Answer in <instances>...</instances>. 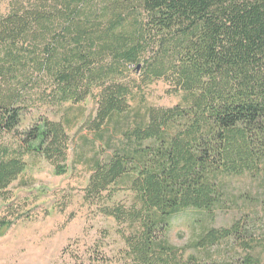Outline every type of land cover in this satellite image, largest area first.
<instances>
[{"label": "trees", "instance_id": "16d2710c", "mask_svg": "<svg viewBox=\"0 0 264 264\" xmlns=\"http://www.w3.org/2000/svg\"><path fill=\"white\" fill-rule=\"evenodd\" d=\"M141 63L147 78L183 92V104L131 109L130 76ZM35 75L54 83L47 92L56 103L78 105L99 91L85 124L108 138L110 154L93 161L86 198L117 184L135 194L128 210L104 209L131 227L124 264H190L168 239L188 213L204 226L193 244L198 251L236 240L251 248L237 224L206 223L234 204L229 178L264 176V0L12 4L0 16V193L24 174L26 156L66 172L67 124L41 118L18 132L21 92ZM10 134L18 135V148L2 143Z\"/></svg>", "mask_w": 264, "mask_h": 264}, {"label": "rangeland", "instance_id": "374dc122", "mask_svg": "<svg viewBox=\"0 0 264 264\" xmlns=\"http://www.w3.org/2000/svg\"><path fill=\"white\" fill-rule=\"evenodd\" d=\"M29 1L33 0H0V16H7L12 4ZM140 65L139 70L132 69L130 76L134 85L131 109L174 108L183 104V92H174L168 80L147 78L144 64ZM53 88L52 81L36 75L28 82L21 92L23 115L18 132L29 130L41 118L67 124L70 142L66 172L57 174L43 158L25 157L24 174L5 193H0V264H124L128 252L124 237H130L131 227L106 215L104 209L128 210L135 194L127 186L117 184L99 199L86 198L93 161L110 154L105 147L108 138L102 140L85 124L95 116L99 91L75 105L49 99L47 91ZM2 143L18 148V135H7ZM227 187L236 198L234 204L206 224L216 229H230L237 224L251 248L246 250L236 240L223 242L209 252L198 251L193 244L204 226L195 221L199 215L188 213L175 222L168 235L170 243L185 253L184 261L244 264L251 257L264 264V176L229 178Z\"/></svg>", "mask_w": 264, "mask_h": 264}, {"label": "water", "instance_id": "95a60500", "mask_svg": "<svg viewBox=\"0 0 264 264\" xmlns=\"http://www.w3.org/2000/svg\"><path fill=\"white\" fill-rule=\"evenodd\" d=\"M140 69V66L138 67V70Z\"/></svg>", "mask_w": 264, "mask_h": 264}]
</instances>
